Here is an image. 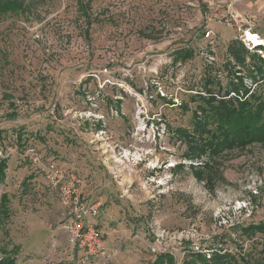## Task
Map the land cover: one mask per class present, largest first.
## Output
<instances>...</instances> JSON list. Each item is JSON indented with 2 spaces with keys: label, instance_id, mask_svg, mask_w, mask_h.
Listing matches in <instances>:
<instances>
[{
  "label": "rangeland",
  "instance_id": "1",
  "mask_svg": "<svg viewBox=\"0 0 264 264\" xmlns=\"http://www.w3.org/2000/svg\"><path fill=\"white\" fill-rule=\"evenodd\" d=\"M15 2L23 12L0 17V264H192L193 253L210 262L226 251L264 264V233L240 232L264 224V142L212 155L192 151L177 131L203 143L191 97L207 75L225 88L244 72L239 99L253 90L264 99V78L253 81L248 55L234 61L228 45L242 42L220 22L233 8L264 41V0L0 5ZM180 48L192 58L175 61ZM28 146L40 163L25 155ZM50 161L81 176L85 198L102 201L93 221L106 230L108 255L86 257L67 244V210L43 176ZM157 227L182 238L154 255Z\"/></svg>",
  "mask_w": 264,
  "mask_h": 264
},
{
  "label": "trees",
  "instance_id": "2",
  "mask_svg": "<svg viewBox=\"0 0 264 264\" xmlns=\"http://www.w3.org/2000/svg\"><path fill=\"white\" fill-rule=\"evenodd\" d=\"M20 5L16 2L9 6L0 5V17L7 12H23L26 4ZM228 51L239 65L245 63L244 55L249 56L252 60L250 76L254 79L253 81L256 82L258 79L264 78V59L258 53L253 52L249 55L242 43L236 44L234 41L228 45ZM173 53L175 61L177 59L185 61L191 59L193 55L190 48H180ZM234 76L237 78L236 81L229 80L228 86L223 88L218 81H215L214 76L207 75L204 91L191 97L198 101L192 126L194 132L199 136V141H203V143L191 144L192 140L196 138L191 137L188 130L179 128L177 131L184 137H188L192 151L199 152L206 149L212 155H216L224 150L244 146L254 141L264 142V99L257 95L255 90L245 99H239V90L240 86H243V81L242 77L236 73ZM214 84H217V90L213 88ZM246 91L244 89V92ZM231 92L238 96L232 97ZM40 137L41 135H39ZM6 165L7 157L1 156L0 181L4 177ZM256 231L264 233V224H253L240 228V232L244 235H251ZM193 254L194 262L192 264L196 262L198 264H257V261L245 252L239 253L238 258L228 251L215 252L210 262L206 261L200 253ZM165 255L159 256L158 261L166 259Z\"/></svg>",
  "mask_w": 264,
  "mask_h": 264
},
{
  "label": "built area",
  "instance_id": "3",
  "mask_svg": "<svg viewBox=\"0 0 264 264\" xmlns=\"http://www.w3.org/2000/svg\"><path fill=\"white\" fill-rule=\"evenodd\" d=\"M220 22L233 28L237 37L248 50H256L264 56V53L261 52L264 49V43L255 44L248 32L258 34L246 26L247 21L242 14L233 8H228L226 15ZM213 33L211 26L206 25L204 36L207 38L212 37ZM243 73L238 72L237 74ZM244 80L246 79L244 78ZM251 85V83L247 84V86ZM230 95L235 96L236 94L231 92ZM25 155L32 163L38 164L41 162L40 155L33 146H28L25 149ZM43 176L48 186L56 192L61 205L67 210L68 219L62 225L67 244L81 250L86 257L99 258L106 256L107 251L104 243L106 231L93 221L102 212V201L85 198L81 176L53 161L43 166ZM181 238V234L169 235L166 230L157 227L152 234V241L148 244V249L154 255L166 253L168 242H177Z\"/></svg>",
  "mask_w": 264,
  "mask_h": 264
},
{
  "label": "bare ground",
  "instance_id": "4",
  "mask_svg": "<svg viewBox=\"0 0 264 264\" xmlns=\"http://www.w3.org/2000/svg\"><path fill=\"white\" fill-rule=\"evenodd\" d=\"M248 34L251 35V38L255 42L256 45L264 43V41L261 40V38H259V36L252 34V32H248Z\"/></svg>",
  "mask_w": 264,
  "mask_h": 264
},
{
  "label": "crops",
  "instance_id": "5",
  "mask_svg": "<svg viewBox=\"0 0 264 264\" xmlns=\"http://www.w3.org/2000/svg\"><path fill=\"white\" fill-rule=\"evenodd\" d=\"M90 199H93V198H90ZM100 217H101V214L97 217V218H99L100 219ZM100 221V220H99ZM98 224V223H97ZM99 225V224H98ZM100 226V225H99ZM101 227V226H100ZM106 231V230H105ZM108 253L109 252H106V255H108Z\"/></svg>",
  "mask_w": 264,
  "mask_h": 264
}]
</instances>
